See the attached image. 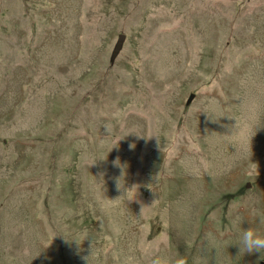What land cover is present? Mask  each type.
<instances>
[{
	"label": "rangeland",
	"instance_id": "rangeland-1",
	"mask_svg": "<svg viewBox=\"0 0 264 264\" xmlns=\"http://www.w3.org/2000/svg\"><path fill=\"white\" fill-rule=\"evenodd\" d=\"M249 226L264 0H0V264H264Z\"/></svg>",
	"mask_w": 264,
	"mask_h": 264
},
{
	"label": "clouds",
	"instance_id": "clouds-1",
	"mask_svg": "<svg viewBox=\"0 0 264 264\" xmlns=\"http://www.w3.org/2000/svg\"><path fill=\"white\" fill-rule=\"evenodd\" d=\"M130 148H134V145H130ZM115 163L119 164V158H117ZM117 186L121 187L120 181L118 182ZM237 246L239 247V253H262L264 252V235L260 234L258 230L249 226L248 228L242 230L239 244ZM151 264H188V261L181 255H160L154 257L151 261Z\"/></svg>",
	"mask_w": 264,
	"mask_h": 264
},
{
	"label": "water",
	"instance_id": "water-1",
	"mask_svg": "<svg viewBox=\"0 0 264 264\" xmlns=\"http://www.w3.org/2000/svg\"><path fill=\"white\" fill-rule=\"evenodd\" d=\"M123 40H124V37H123V36H120V37H119V40H118V42H117V45H116V47H115L114 54H117V53L119 52ZM193 97H194V96L191 95L190 98H189V100H188V102H190V101L193 99Z\"/></svg>",
	"mask_w": 264,
	"mask_h": 264
}]
</instances>
